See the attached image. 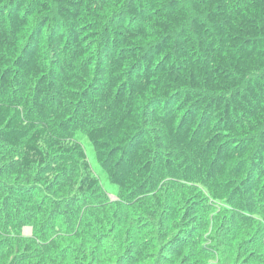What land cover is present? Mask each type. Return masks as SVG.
<instances>
[{
	"label": "trees",
	"instance_id": "trees-1",
	"mask_svg": "<svg viewBox=\"0 0 264 264\" xmlns=\"http://www.w3.org/2000/svg\"><path fill=\"white\" fill-rule=\"evenodd\" d=\"M83 137L134 219L163 240L192 220L166 264L203 257L185 240L200 200L169 183L264 215V0H0V264L75 258L63 228L98 239Z\"/></svg>",
	"mask_w": 264,
	"mask_h": 264
},
{
	"label": "rangeland",
	"instance_id": "rangeland-1",
	"mask_svg": "<svg viewBox=\"0 0 264 264\" xmlns=\"http://www.w3.org/2000/svg\"><path fill=\"white\" fill-rule=\"evenodd\" d=\"M115 14L117 11L110 15L108 21L113 19ZM80 143L94 171V176L98 179L99 186L92 198L88 199L90 201L84 203V200H81L78 202L81 208L85 210L87 221L89 220L90 224L95 222L97 216L103 218V211L108 218L104 217L103 227L97 226V223L94 224L98 235V239L95 241L82 238L83 229H79L75 234L74 231L63 228L57 238L61 239V237L68 236L73 239L72 241L77 244L76 251H74L75 258L60 254L59 248L56 247L53 250L41 252L45 256V264H166L165 259L168 255L165 252L166 241L168 239H173V241L175 239L184 240L183 228L192 226L190 223L192 220L187 221V226L183 224L178 226L179 228L170 224L171 229H169L172 233L166 240H163L162 232L156 233L159 227L158 220L154 222L147 218L141 224L137 219H134L133 216L136 218L138 211L133 208V204L124 202L116 187L110 184L106 176L100 171L95 162L94 149L89 141L83 137ZM167 188L168 195H175L178 192L180 194L181 191L190 193L193 199L185 204V209L187 206L192 207L193 200H200L199 207H197L200 209L196 217L198 220L193 222L195 224L193 228L196 231L192 233L190 231L185 240L192 236L195 237L198 248L201 247L203 257L200 261H194V253L188 249L187 253L191 254L190 258L185 257L183 261L179 260L178 264H259V261L264 258V215H258L249 221L242 220L226 207L225 203L212 202L208 195L204 196L206 195L205 191L202 192L199 188L200 193L196 187L185 189V185L176 186L169 183ZM148 225L149 227L146 229ZM26 228H30V230L26 232L24 230ZM117 230H119L118 233L114 232ZM20 236L24 238L34 237L33 228L24 227ZM68 237L65 243L69 241ZM190 241L191 239L187 243ZM144 242L153 243L155 249H151L147 253V260L141 262L135 258V254L141 250Z\"/></svg>",
	"mask_w": 264,
	"mask_h": 264
},
{
	"label": "water",
	"instance_id": "water-1",
	"mask_svg": "<svg viewBox=\"0 0 264 264\" xmlns=\"http://www.w3.org/2000/svg\"><path fill=\"white\" fill-rule=\"evenodd\" d=\"M24 230L27 232V231H29V230H30V228H26V229H24Z\"/></svg>",
	"mask_w": 264,
	"mask_h": 264
}]
</instances>
